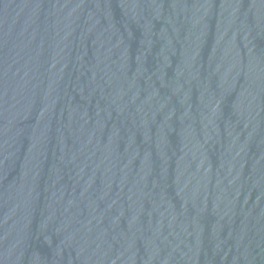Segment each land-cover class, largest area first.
Segmentation results:
<instances>
[{"label":"water","instance_id":"95a60500","mask_svg":"<svg viewBox=\"0 0 264 264\" xmlns=\"http://www.w3.org/2000/svg\"><path fill=\"white\" fill-rule=\"evenodd\" d=\"M0 264H264V0H0Z\"/></svg>","mask_w":264,"mask_h":264}]
</instances>
